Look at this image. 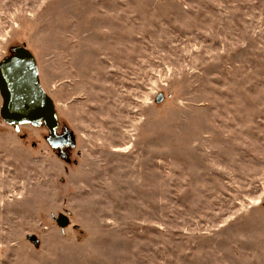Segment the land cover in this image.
<instances>
[{"label":"rangeland","instance_id":"obj_1","mask_svg":"<svg viewBox=\"0 0 264 264\" xmlns=\"http://www.w3.org/2000/svg\"><path fill=\"white\" fill-rule=\"evenodd\" d=\"M21 45L77 143L0 112V264H264V0H0Z\"/></svg>","mask_w":264,"mask_h":264},{"label":"water","instance_id":"obj_2","mask_svg":"<svg viewBox=\"0 0 264 264\" xmlns=\"http://www.w3.org/2000/svg\"><path fill=\"white\" fill-rule=\"evenodd\" d=\"M0 95L3 98L1 117L6 124L16 128L23 124H44L49 129L47 139L54 148L62 147L66 137L73 134L72 131L57 134L59 121L54 99L42 85L36 56L23 45L0 63ZM163 99L161 93L157 102ZM68 222L65 216L59 218L62 226ZM29 238L35 239L34 236Z\"/></svg>","mask_w":264,"mask_h":264},{"label":"flooded vegetation","instance_id":"obj_3","mask_svg":"<svg viewBox=\"0 0 264 264\" xmlns=\"http://www.w3.org/2000/svg\"><path fill=\"white\" fill-rule=\"evenodd\" d=\"M14 50H15V48L13 49V51H12V53H10V54H8L3 60H5L8 56H11V55H13V53H14ZM3 60H1L0 61V63L3 61ZM8 125V124H7ZM59 125V124H58ZM58 129H60V125L58 126V128H57V134L58 135H62V134H64V133H66V131H71L69 128H64L63 130H61L60 129V131H58ZM76 136H75V134L73 133L72 135H69V136H67L66 137V143L62 146V147H57L61 152V154H63L62 153V150H64V148H67L68 146H70V147H74L75 145H76V143H77V139L75 138ZM49 142V141H48Z\"/></svg>","mask_w":264,"mask_h":264}]
</instances>
